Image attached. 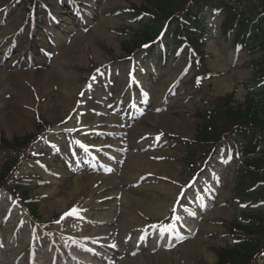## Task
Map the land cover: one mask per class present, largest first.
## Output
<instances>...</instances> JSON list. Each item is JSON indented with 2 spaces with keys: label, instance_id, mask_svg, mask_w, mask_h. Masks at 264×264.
Masks as SVG:
<instances>
[{
  "label": "rangeland",
  "instance_id": "374dc122",
  "mask_svg": "<svg viewBox=\"0 0 264 264\" xmlns=\"http://www.w3.org/2000/svg\"><path fill=\"white\" fill-rule=\"evenodd\" d=\"M92 1L99 4L88 13L59 7L41 29L27 31L22 8L0 0V174L12 155L3 149L54 125L50 142L35 145L38 159L23 154L11 176L17 181L22 168L35 179L30 198L39 201L44 227L25 219L17 193L0 191V264H216L217 249L235 243L232 223L251 210L231 185L242 165L202 160L196 167L204 172L191 174L185 141L204 104L230 93L243 101L246 56L236 58L211 30L204 50L210 79L196 77L197 60L180 74L183 54L134 72L120 57L136 30L129 11L142 0ZM4 187L13 190L7 181ZM72 240L79 246L53 251Z\"/></svg>",
  "mask_w": 264,
  "mask_h": 264
},
{
  "label": "trees",
  "instance_id": "16d2710c",
  "mask_svg": "<svg viewBox=\"0 0 264 264\" xmlns=\"http://www.w3.org/2000/svg\"><path fill=\"white\" fill-rule=\"evenodd\" d=\"M41 23L44 8H50V0H16ZM129 11L130 24L136 27L128 40L122 43V52L130 57L148 46L146 56L158 41L166 45L173 40L176 46L183 41L189 53L199 56L201 75L211 76L202 52L206 31L202 21L204 13L211 9L223 17L221 36L233 37V45L249 56L251 79L242 84L243 101H233L234 93L215 98L197 110L194 143L201 146L203 160L214 158L221 151L240 154L243 168L236 171L234 185L236 198L244 201L251 210L242 214V222H233L231 231L235 243L216 251V264L264 263V0H142L139 8ZM191 58V56H190ZM27 139V138H26ZM17 139L18 146L11 147L7 168L0 174V188L7 181L20 193L21 202L32 207L35 217V201L28 198L25 189L15 176L19 158L29 142ZM190 157H195L193 151ZM190 161L188 164H191Z\"/></svg>",
  "mask_w": 264,
  "mask_h": 264
},
{
  "label": "snow or ice",
  "instance_id": "6c2138e0",
  "mask_svg": "<svg viewBox=\"0 0 264 264\" xmlns=\"http://www.w3.org/2000/svg\"><path fill=\"white\" fill-rule=\"evenodd\" d=\"M76 210L73 209L72 211H70L69 213H66V215H76Z\"/></svg>",
  "mask_w": 264,
  "mask_h": 264
},
{
  "label": "bare ground",
  "instance_id": "6f19581e",
  "mask_svg": "<svg viewBox=\"0 0 264 264\" xmlns=\"http://www.w3.org/2000/svg\"><path fill=\"white\" fill-rule=\"evenodd\" d=\"M134 160H136V158H134ZM133 165H135V162L134 163L132 162V165L131 166H133Z\"/></svg>",
  "mask_w": 264,
  "mask_h": 264
}]
</instances>
